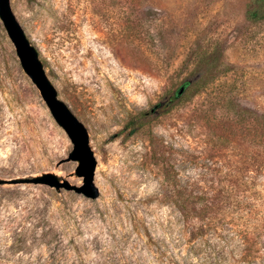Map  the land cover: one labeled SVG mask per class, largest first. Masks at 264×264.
<instances>
[{"label": "rangeland", "instance_id": "1", "mask_svg": "<svg viewBox=\"0 0 264 264\" xmlns=\"http://www.w3.org/2000/svg\"><path fill=\"white\" fill-rule=\"evenodd\" d=\"M250 9L264 2L14 0L91 134L104 197L15 188L83 180L0 18V264H264V17ZM181 193L212 221L184 217ZM228 194L251 218L232 219Z\"/></svg>", "mask_w": 264, "mask_h": 264}, {"label": "water", "instance_id": "2", "mask_svg": "<svg viewBox=\"0 0 264 264\" xmlns=\"http://www.w3.org/2000/svg\"><path fill=\"white\" fill-rule=\"evenodd\" d=\"M0 18L15 46L24 71L40 90L56 122L66 131L73 144L72 150L61 162L72 161L71 163L77 164L75 173L83 180L81 185H72L67 180L61 181L57 174L47 172L24 180L35 183H19L15 188H52L89 198L94 204H99L104 197L102 171L87 126L60 97L58 89L48 76L38 48L32 43L14 13V0H0ZM188 85L189 82L182 84L175 97H180ZM22 181L16 178L13 182ZM0 183H3V180H0Z\"/></svg>", "mask_w": 264, "mask_h": 264}, {"label": "trees", "instance_id": "3", "mask_svg": "<svg viewBox=\"0 0 264 264\" xmlns=\"http://www.w3.org/2000/svg\"><path fill=\"white\" fill-rule=\"evenodd\" d=\"M261 1L264 2V0ZM247 15L248 18L251 20H257L260 19L261 17H264V14L260 9H250ZM250 111L252 112V110ZM225 200L227 203V209L233 215L232 219H234L235 215L239 214L240 211H245V210L247 211L246 214H240V215L246 218H251V216L253 215L254 209L250 208L246 204V201L243 199V197L234 194H228L226 195ZM177 202L179 203L181 213L184 217L186 218L197 217L196 219L203 220L204 224H209L212 221L213 207L211 206V204H208L207 202L201 203L197 196L184 195L183 193H181L177 196ZM260 226L264 227V223L260 224ZM234 229L235 228H231L230 231H235ZM234 236L235 235L233 233L232 237ZM246 237H247V233H244V238L246 239ZM202 264H204V262Z\"/></svg>", "mask_w": 264, "mask_h": 264}]
</instances>
